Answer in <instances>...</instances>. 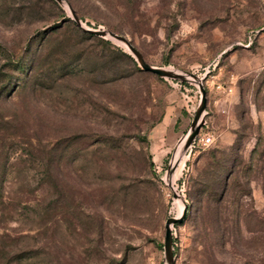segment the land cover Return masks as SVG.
<instances>
[{"label": "rangeland", "instance_id": "374dc122", "mask_svg": "<svg viewBox=\"0 0 264 264\" xmlns=\"http://www.w3.org/2000/svg\"><path fill=\"white\" fill-rule=\"evenodd\" d=\"M55 1L0 0V264H168L188 200L174 264H264V0H69L183 78Z\"/></svg>", "mask_w": 264, "mask_h": 264}, {"label": "water", "instance_id": "95a60500", "mask_svg": "<svg viewBox=\"0 0 264 264\" xmlns=\"http://www.w3.org/2000/svg\"><path fill=\"white\" fill-rule=\"evenodd\" d=\"M59 3L64 5V2L67 4V9L69 13L72 16V19L75 21V23L80 26L83 30H86L90 33H93L95 35L105 37L112 39L117 42H122L127 45L130 52L136 57L137 61L139 62L140 66L145 71H150L152 73H155L161 77H169V78H183V74L179 73L177 71L154 66L149 64L143 57L142 53L126 38L125 36L118 34L110 29H101V28H90L84 26L82 20L77 15L74 8L71 6V4L67 0H57ZM65 6V5H64ZM192 76L199 80V77L195 74H192ZM207 112V96L206 91L204 88H202V95L200 103L196 109L195 115L193 117L190 130L188 131L184 143H183V149L188 150L189 147L192 146L194 141L196 140V137L198 136L201 128L205 124V115ZM188 211V204L184 203V209L180 216H170L166 220V232H165V239H164V252H165V258L168 264H174L175 257L173 253V231H172V225L175 223L182 222L183 219L186 216V213Z\"/></svg>", "mask_w": 264, "mask_h": 264}, {"label": "trees", "instance_id": "16d2710c", "mask_svg": "<svg viewBox=\"0 0 264 264\" xmlns=\"http://www.w3.org/2000/svg\"><path fill=\"white\" fill-rule=\"evenodd\" d=\"M51 3L55 6H58V3L55 1V0H50ZM69 1V0H68ZM69 3L71 4V6L74 8V10L76 11L77 15L80 17L81 20H84L83 16H81V14L78 12L77 8L73 5V3L71 1H69ZM70 20V18H68ZM72 20V19H71ZM87 24L89 25H92L91 23L87 22ZM93 27H97L96 25H92ZM82 32L89 36V37H95V38H98V39H103L101 36H98V35H95L93 33H90L86 30H83L82 29ZM115 32V31H114ZM117 33V32H116ZM107 42L108 43H111L112 41L108 40L107 39ZM132 43V42H131ZM133 44V43H132ZM134 45V44H133ZM121 52V55H123L126 59V57H129L131 59V63H129V68H131V70L133 71H137V72H143V69L140 67V65L138 64V62L129 54V53H126L124 51H120ZM122 57V56H121ZM146 72H150V71H146ZM206 124V122H205ZM204 124V125H205ZM203 125V126H204ZM209 158H211L209 161H208V167L212 168V169H219L220 167H218L220 165V163L222 162V159L217 157L216 155H212L210 156ZM207 169V168H206ZM204 169V171L202 172V178L200 179V185L203 186V187H209L211 186L212 184V180L214 178V172H207L208 170ZM204 173V174H203ZM2 195H3V191H2V185H0V198L2 199ZM191 203L190 201L188 200V211L186 213V216L191 213ZM175 224H178V223H175Z\"/></svg>", "mask_w": 264, "mask_h": 264}, {"label": "built area", "instance_id": "2783aa9c", "mask_svg": "<svg viewBox=\"0 0 264 264\" xmlns=\"http://www.w3.org/2000/svg\"><path fill=\"white\" fill-rule=\"evenodd\" d=\"M218 89H222L228 92L232 90L230 87H226L225 85L220 84V83L218 84ZM200 141L202 142L203 145H210L213 142V137L210 134L203 135L201 136Z\"/></svg>", "mask_w": 264, "mask_h": 264}, {"label": "bare ground", "instance_id": "6f19581e", "mask_svg": "<svg viewBox=\"0 0 264 264\" xmlns=\"http://www.w3.org/2000/svg\"><path fill=\"white\" fill-rule=\"evenodd\" d=\"M64 5L67 6V4L65 2H64ZM183 143H184V140L181 142V144L178 146V148L176 150V156H175L173 164H178L180 162V160H181V157H182L181 150H182ZM169 179L171 180V177H169ZM170 180H169V183H170Z\"/></svg>", "mask_w": 264, "mask_h": 264}]
</instances>
